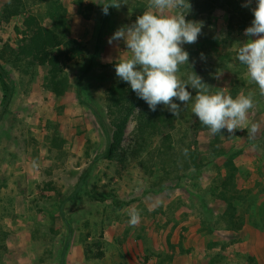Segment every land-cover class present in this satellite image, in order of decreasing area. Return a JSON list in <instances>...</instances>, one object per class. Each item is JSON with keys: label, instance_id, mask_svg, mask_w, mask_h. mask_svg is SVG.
I'll return each mask as SVG.
<instances>
[{"label": "rangeland", "instance_id": "obj_1", "mask_svg": "<svg viewBox=\"0 0 264 264\" xmlns=\"http://www.w3.org/2000/svg\"><path fill=\"white\" fill-rule=\"evenodd\" d=\"M9 1L0 0V18ZM58 1L66 34L84 49L64 67L63 96L47 90L46 67L15 57L25 17L51 26L47 1L22 0L19 15L0 20V61L13 88L2 107L0 87V263L58 264L64 257L65 264H264V96L237 59L249 37L242 31L225 46V64L198 48L205 35L225 36L228 3L252 12L256 0L249 7L242 6L245 0H195V6L189 0L185 17L203 28L196 43L183 45L190 59L180 67L181 78L194 71L213 93L251 94L254 107L242 130L213 135L192 113L193 101L174 100L179 114L160 105L162 119L145 145L138 111L130 118L122 163L97 159L109 132L104 91L122 82L130 87L115 74L116 62L130 53L123 40H108L148 10V0H119L107 15L102 9L110 0H83L81 7L76 0ZM54 54L62 59L63 50ZM227 160L238 197L231 224L221 218L225 205L214 195L230 173ZM133 210L140 213L135 226L129 224ZM84 245H90L88 260Z\"/></svg>", "mask_w": 264, "mask_h": 264}, {"label": "clouds", "instance_id": "obj_2", "mask_svg": "<svg viewBox=\"0 0 264 264\" xmlns=\"http://www.w3.org/2000/svg\"><path fill=\"white\" fill-rule=\"evenodd\" d=\"M121 3L110 0L103 4L102 11L107 15L109 7L119 8ZM251 3L252 0H245L242 6L249 7ZM191 7L189 0H148V10L130 26L117 29L108 40L109 44L123 40L130 53L128 58L116 62L115 74L130 85L151 111L164 105L175 116L181 107L174 100L184 106L193 101L192 113L213 135L224 131L234 135L247 123L248 112L254 107L252 95L239 94L233 98L222 90L213 93L194 71L186 80L179 74L180 67L189 65L190 59L183 45L196 43L202 34V22L185 18ZM251 11L254 18L244 30L249 39L240 43L237 59L246 66L250 82L258 85L260 95L264 96V0H256ZM189 86L196 90L195 96L188 90ZM256 131L253 124L251 132ZM139 221V211L130 212L129 224L135 226Z\"/></svg>", "mask_w": 264, "mask_h": 264}, {"label": "trees", "instance_id": "obj_3", "mask_svg": "<svg viewBox=\"0 0 264 264\" xmlns=\"http://www.w3.org/2000/svg\"><path fill=\"white\" fill-rule=\"evenodd\" d=\"M47 11L46 17L52 22L50 27L44 26L37 16L28 15L22 21L23 38L18 46L15 57L16 59L26 61V64H34L47 68L48 82L47 90L55 96H63L68 87V79L64 73V67L67 63L82 56L84 49L79 43L69 37L65 30V9L58 0H46ZM83 0H76V4L81 7ZM107 2V0H106ZM22 0H10L3 8L0 20L7 22L12 17L21 13ZM195 0L192 5L195 6ZM228 19L226 23V34L223 37L216 35H205L202 41L198 43V48L206 55H216L222 64H225L223 50L227 44L232 45L237 37L247 27L251 25L253 14L250 11H243L240 5L234 2L228 3ZM99 39V38H98ZM98 41V40H97ZM95 45V51L97 50ZM57 49L63 50L62 59L55 56ZM227 68V67H224ZM0 87L2 91L1 105L6 107L12 97V83L9 74L0 61ZM237 89H230L233 98L237 94ZM104 103L106 117L108 119L109 132L107 135L106 145L99 159L108 161L117 160L122 163L126 157L122 148V142L125 129L130 118L138 111L136 115L137 130L144 135L141 145L153 135L158 129V118L161 117V107L157 106L156 111H151L147 103L138 98L129 86L125 83L113 84L104 91ZM164 142L169 141V136H165ZM169 148V143H163V147ZM125 156V157H124ZM226 169L230 172L221 179L214 189L216 198L223 201L225 208L221 218L227 223L233 222V217L237 213L235 202L237 200L236 191L233 187L234 168L232 162L227 160L224 163ZM85 175L81 177L78 185L84 180ZM62 203L59 205V212L62 214ZM90 245H84L83 254L85 259L89 258ZM101 256L95 254L96 258ZM1 264V263H0ZM58 264H65L64 257H61Z\"/></svg>", "mask_w": 264, "mask_h": 264}]
</instances>
